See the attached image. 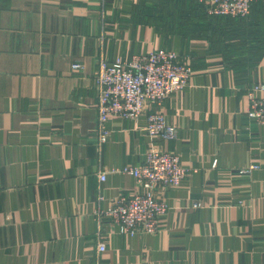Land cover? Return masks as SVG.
Returning a JSON list of instances; mask_svg holds the SVG:
<instances>
[{"label": "crops", "instance_id": "obj_1", "mask_svg": "<svg viewBox=\"0 0 264 264\" xmlns=\"http://www.w3.org/2000/svg\"><path fill=\"white\" fill-rule=\"evenodd\" d=\"M258 1L225 39L195 0H0V264H264V124L249 116L264 83ZM155 49L192 66L189 85L137 119L111 115L100 144L101 59ZM152 111L176 139L147 131ZM154 147L190 171L157 189L159 231L121 232L102 211L142 191L121 170Z\"/></svg>", "mask_w": 264, "mask_h": 264}, {"label": "built area", "instance_id": "obj_2", "mask_svg": "<svg viewBox=\"0 0 264 264\" xmlns=\"http://www.w3.org/2000/svg\"><path fill=\"white\" fill-rule=\"evenodd\" d=\"M195 1L204 4L213 15L248 17L254 0ZM179 57L175 50L155 49L132 55L126 60L101 59L97 75L100 144L109 137L107 121L111 115L137 119L147 104L164 103L173 92L189 85L193 68ZM258 90L264 91V83H257L249 92V116L255 122L264 124V97L256 95ZM146 128L151 135L166 140H174L178 136L177 127L168 123L162 111L148 113ZM256 167L258 165H251L246 170ZM121 171L134 175L142 191L134 195H120L113 205L102 211L103 215L112 218L124 233L135 235L159 231L161 218L167 213L169 204L157 194V189L179 185L190 168L182 164L178 154L154 147L147 152L142 165H125ZM100 179H106V172L100 174ZM200 205V201L193 203L194 207ZM106 247L104 242L98 244L100 251Z\"/></svg>", "mask_w": 264, "mask_h": 264}, {"label": "trees", "instance_id": "obj_3", "mask_svg": "<svg viewBox=\"0 0 264 264\" xmlns=\"http://www.w3.org/2000/svg\"><path fill=\"white\" fill-rule=\"evenodd\" d=\"M258 1V0H257ZM256 0L253 1V5H252V9L259 5L260 2L258 1V4ZM198 5H200L201 7V11L204 15L209 16L211 19L216 18L217 19V32H218V37L220 38H230L232 36H236L237 34H232L231 31L229 30H225V27L230 26L233 28H237V27H241L242 25H245L247 23V19L251 16V14L248 17H231L229 15H211L208 14L207 12V8L204 4L202 3H198ZM204 10L206 11V14L204 12ZM252 12V10H251ZM219 25H222L221 27Z\"/></svg>", "mask_w": 264, "mask_h": 264}]
</instances>
